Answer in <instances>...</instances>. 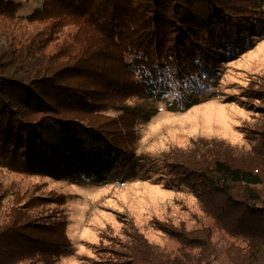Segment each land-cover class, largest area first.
Masks as SVG:
<instances>
[{
    "label": "trees",
    "instance_id": "16d2710c",
    "mask_svg": "<svg viewBox=\"0 0 264 264\" xmlns=\"http://www.w3.org/2000/svg\"><path fill=\"white\" fill-rule=\"evenodd\" d=\"M39 3L26 13L21 0H0V264H59L72 248L58 207L65 199L14 188L5 172L99 185L142 168L128 129L157 109L128 100L187 110L264 21L252 0ZM262 139L252 156L264 154ZM169 175L192 189L214 226L162 227L173 250L134 233L92 264H264V159L216 154Z\"/></svg>",
    "mask_w": 264,
    "mask_h": 264
},
{
    "label": "rangeland",
    "instance_id": "374dc122",
    "mask_svg": "<svg viewBox=\"0 0 264 264\" xmlns=\"http://www.w3.org/2000/svg\"><path fill=\"white\" fill-rule=\"evenodd\" d=\"M21 1L26 13L40 5V0ZM252 1L256 13L264 18V0ZM262 23L258 33L246 35L250 44L244 52L219 63L216 83L187 110L169 111L165 100H128L131 105L157 109L148 121L140 119L128 129L136 152L147 159L140 163L142 168L126 169L117 178L99 185L5 172L9 181L20 183L14 188L30 185V190L50 196L53 201L57 202L58 197L65 199L58 207L66 217L72 248L59 264H92L105 256L107 249H119L134 233H140L149 243L173 250L177 242L162 227L189 230L199 225L214 226L192 189L184 188L181 180L169 174L174 175L180 165L202 157L209 160L216 154L251 165L263 161L261 151L256 156L250 153L264 137ZM171 97L167 95L166 99ZM130 120L127 117L123 122ZM158 164L162 170L149 171Z\"/></svg>",
    "mask_w": 264,
    "mask_h": 264
}]
</instances>
